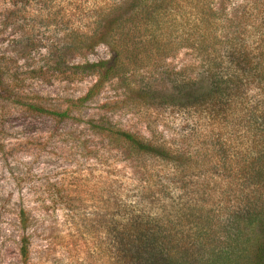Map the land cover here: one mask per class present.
I'll list each match as a JSON object with an SVG mask.
<instances>
[{
    "label": "trees",
    "instance_id": "16d2710c",
    "mask_svg": "<svg viewBox=\"0 0 264 264\" xmlns=\"http://www.w3.org/2000/svg\"><path fill=\"white\" fill-rule=\"evenodd\" d=\"M1 30L18 37L0 59L10 93L29 78L11 72L17 59L44 82L91 80L63 110L28 108L82 122L129 169L109 192L106 264H264V0H0ZM100 47L108 57L91 61ZM107 84L123 101L70 115ZM126 102L175 118L179 137L122 127L112 116ZM188 138L200 149L177 144ZM175 185L195 186L191 205L170 198ZM19 255L26 264L27 236Z\"/></svg>",
    "mask_w": 264,
    "mask_h": 264
},
{
    "label": "rangeland",
    "instance_id": "374dc122",
    "mask_svg": "<svg viewBox=\"0 0 264 264\" xmlns=\"http://www.w3.org/2000/svg\"><path fill=\"white\" fill-rule=\"evenodd\" d=\"M16 38L13 31H0V59L9 55L10 42ZM107 57V50L100 47L89 59ZM17 64L11 72L19 79L29 78L19 80L11 93V80L0 86V264H24L19 255L23 236L29 239L26 264H106L99 248L108 240L109 192L114 180L123 187L129 183V169L114 157L107 141L82 122L59 121L28 108L35 103L63 110L65 100L85 94L91 80L44 82L27 74L33 68L30 61L17 59ZM123 99L119 85L107 84L94 101L70 115L96 117L98 106ZM113 111V121L122 127L168 139L179 137L181 124L170 115L161 118L141 107L132 108L130 102ZM177 144L188 153L200 149L190 138ZM189 178L195 186L199 182L196 174ZM194 187L182 190L175 185L170 198L175 192L181 196L179 203L191 205ZM22 208L28 216L26 230L18 217Z\"/></svg>",
    "mask_w": 264,
    "mask_h": 264
}]
</instances>
